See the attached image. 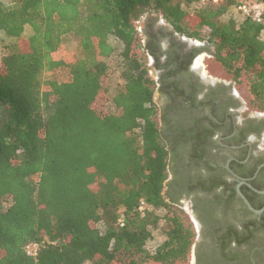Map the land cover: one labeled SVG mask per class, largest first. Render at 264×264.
<instances>
[{
	"label": "trees",
	"instance_id": "trees-1",
	"mask_svg": "<svg viewBox=\"0 0 264 264\" xmlns=\"http://www.w3.org/2000/svg\"><path fill=\"white\" fill-rule=\"evenodd\" d=\"M192 1L0 0V35L9 39L0 60V264L187 258L194 231L166 190L174 157L155 100L157 90L181 89L157 54L152 20L161 16L178 34L209 44L234 81L246 76L249 106L264 111L261 25L221 19L235 0L184 9ZM151 13L143 38L135 22ZM67 34L78 43L69 57H56ZM111 65L120 82L103 110L96 100L110 93ZM151 68L163 70L160 86ZM253 186L264 189V182ZM248 189L241 186L252 206L262 207L264 195L252 199ZM162 219L165 239L151 252L146 244ZM30 242L38 243L35 257L25 252Z\"/></svg>",
	"mask_w": 264,
	"mask_h": 264
},
{
	"label": "flooded vegetation",
	"instance_id": "flooded-vegetation-1",
	"mask_svg": "<svg viewBox=\"0 0 264 264\" xmlns=\"http://www.w3.org/2000/svg\"><path fill=\"white\" fill-rule=\"evenodd\" d=\"M161 18L152 20L157 54L175 71L170 80L181 89L156 91L159 120L162 124L165 111L163 133L174 157L166 190L180 208L190 206L195 239L189 264H264V211L249 210L236 191L240 183L252 199L264 195L247 184L264 182V112H249L231 82L202 73L199 59L205 51L211 54L209 44L178 34ZM162 72L156 70L158 86Z\"/></svg>",
	"mask_w": 264,
	"mask_h": 264
},
{
	"label": "rangeland",
	"instance_id": "rangeland-1",
	"mask_svg": "<svg viewBox=\"0 0 264 264\" xmlns=\"http://www.w3.org/2000/svg\"><path fill=\"white\" fill-rule=\"evenodd\" d=\"M2 1L5 4H7V3H9L10 0H2ZM235 1L237 2V0H235ZM231 6L232 5H230L229 7L231 8ZM183 7H184V9H186L184 4H183ZM231 10H232V8L229 9V13L227 16L232 15ZM155 15H156L155 13L145 14L139 20H137L135 22L137 30L142 31V29L145 27V23L147 21V18L148 17H155ZM159 18H161V16H159ZM220 18L226 19L227 17L221 16ZM28 33H29V28L26 27L25 30L23 31V34L26 36V35H28ZM0 37H1V40H0V60H1L2 55L5 52V43H7L9 39L4 34H1ZM192 40L194 42L198 41V40H194V39H192ZM77 43H78V40L72 34L64 35L63 39H62L61 46H60L59 50L54 53V55L56 57H65V58L69 57L71 55V53L73 52V50L75 49ZM138 50H139V48H138ZM140 52H141L140 54L145 57V54L143 53V51H140ZM145 59H146L148 66L149 65L151 66L152 65L151 58L148 56ZM199 62L201 63L202 73L209 76V78L211 80H219V79L221 80L222 79L225 82H228V83L231 82L232 89L238 94V96L241 98V100H244L246 102V105L250 108L249 112H252V111L253 112L254 111L264 112V111H259V110H256L254 108H251L249 106L250 94L248 91V83H247L246 76L242 75L240 77L239 81H234L232 79L231 75L227 74L223 70V68L220 67L219 63L214 59L213 55L210 54V52L205 51L203 54H201ZM149 74L152 78L157 80L158 75L153 68L149 69ZM109 75H110V82H111L110 89H109L110 93L102 95L96 100V105L98 106V108H101L103 110L106 109V102L109 98V94L110 95L113 94L115 86L120 82L119 70L114 65H111ZM104 81H105L106 85L109 83V79H105ZM157 96H158V94H157V92H155V100H157ZM157 121L160 122L159 114L157 116ZM260 144H261V142H260ZM182 208H183L182 212H181L182 220L186 224L190 223L192 228H193V231H195L194 230L195 226H194L193 219L191 216L189 203H184L182 205ZM164 212H165L164 209L157 210V213L161 216H162V214H164ZM163 223H164V220L163 219L160 220V224H159L160 226L158 228L153 229V236L146 244L147 249L150 250L151 252L156 248L157 245H159L165 239V235L163 234V232L161 230V226H163ZM98 226L101 227L100 223ZM194 239H195V234L193 236V240ZM190 256H191V253L188 252L187 258L184 261H176L174 264H189L188 260H190ZM144 264H146V263H144ZM147 264H158V263L150 262Z\"/></svg>",
	"mask_w": 264,
	"mask_h": 264
},
{
	"label": "built area",
	"instance_id": "built-area-1",
	"mask_svg": "<svg viewBox=\"0 0 264 264\" xmlns=\"http://www.w3.org/2000/svg\"><path fill=\"white\" fill-rule=\"evenodd\" d=\"M223 0H193L190 4L185 6V8L193 12L207 4H217L222 2ZM234 7L238 14L242 16V18H251L256 23L261 25L260 37L264 38V0H238ZM147 204L144 200H140L138 209L144 210ZM25 252L30 256H36L38 253V243L30 242L25 245Z\"/></svg>",
	"mask_w": 264,
	"mask_h": 264
},
{
	"label": "water",
	"instance_id": "water-1",
	"mask_svg": "<svg viewBox=\"0 0 264 264\" xmlns=\"http://www.w3.org/2000/svg\"><path fill=\"white\" fill-rule=\"evenodd\" d=\"M251 188H253L255 191L259 192V193H264V190H259V189H256L254 187H252L249 183H247ZM236 191H237V194L240 196V198L242 199V201L244 202V204L246 205V207L251 210L252 212L256 213V214H260L264 211V204L262 207L260 208H255L252 206V204L250 203V201L247 199V197L243 194V192L241 191L240 189V183L237 184V187H236Z\"/></svg>",
	"mask_w": 264,
	"mask_h": 264
},
{
	"label": "crops",
	"instance_id": "crops-1",
	"mask_svg": "<svg viewBox=\"0 0 264 264\" xmlns=\"http://www.w3.org/2000/svg\"><path fill=\"white\" fill-rule=\"evenodd\" d=\"M238 1V0H237ZM232 8V12H231V14L232 15H230V16H227L228 15V13H229V9H231ZM231 8L229 7L228 9H227V11L222 15L223 17L224 16H226L227 18H226V20L227 19H229V18H232L236 23H240L241 21H242V16L240 15V14H238V12L236 11V9H235V7H234V5H232L231 6ZM234 9V10H233ZM235 11V12H234Z\"/></svg>",
	"mask_w": 264,
	"mask_h": 264
}]
</instances>
